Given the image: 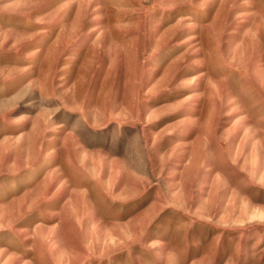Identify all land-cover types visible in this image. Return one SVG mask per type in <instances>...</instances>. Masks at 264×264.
<instances>
[{
    "label": "rangeland",
    "instance_id": "obj_1",
    "mask_svg": "<svg viewBox=\"0 0 264 264\" xmlns=\"http://www.w3.org/2000/svg\"><path fill=\"white\" fill-rule=\"evenodd\" d=\"M0 264H264V0H0Z\"/></svg>",
    "mask_w": 264,
    "mask_h": 264
}]
</instances>
